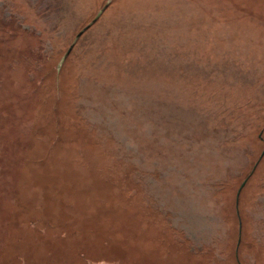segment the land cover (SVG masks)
I'll return each mask as SVG.
<instances>
[{
  "label": "rangeland",
  "instance_id": "obj_1",
  "mask_svg": "<svg viewBox=\"0 0 264 264\" xmlns=\"http://www.w3.org/2000/svg\"><path fill=\"white\" fill-rule=\"evenodd\" d=\"M0 264H264V0H0Z\"/></svg>",
  "mask_w": 264,
  "mask_h": 264
},
{
  "label": "trees",
  "instance_id": "obj_2",
  "mask_svg": "<svg viewBox=\"0 0 264 264\" xmlns=\"http://www.w3.org/2000/svg\"><path fill=\"white\" fill-rule=\"evenodd\" d=\"M68 230H70V227L69 226H67V225H62V228H61V237L64 239V238H67V232H68ZM92 237V236H91ZM90 246V243L89 242H85V243H83L82 245H81V250H79L78 249V252L79 251H82L83 249H87V247H89ZM95 252H97V253H100V249L98 250V251H95ZM83 254V253H82Z\"/></svg>",
  "mask_w": 264,
  "mask_h": 264
},
{
  "label": "water",
  "instance_id": "obj_3",
  "mask_svg": "<svg viewBox=\"0 0 264 264\" xmlns=\"http://www.w3.org/2000/svg\"><path fill=\"white\" fill-rule=\"evenodd\" d=\"M99 13H100V12H98V15H99ZM98 15H97V17H98ZM89 25H90V23H89L87 26H85L84 28H82V29L77 33V35H76L74 41L72 42L71 46H69V48L67 49V51L65 52V54H64L63 57L61 58L60 63L64 60V58L66 57V55H67V54L69 53V51L71 50L72 45L75 43V40L81 35L82 32L85 31V29H86Z\"/></svg>",
  "mask_w": 264,
  "mask_h": 264
}]
</instances>
